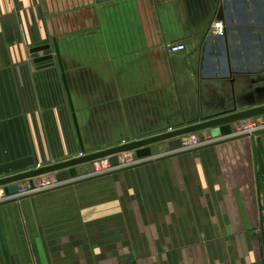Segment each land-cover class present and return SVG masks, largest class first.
I'll use <instances>...</instances> for the list:
<instances>
[{
	"label": "crops",
	"instance_id": "crops-1",
	"mask_svg": "<svg viewBox=\"0 0 264 264\" xmlns=\"http://www.w3.org/2000/svg\"><path fill=\"white\" fill-rule=\"evenodd\" d=\"M262 104L264 0H0V177ZM82 257L264 264V134L0 204V264Z\"/></svg>",
	"mask_w": 264,
	"mask_h": 264
},
{
	"label": "water",
	"instance_id": "water-1",
	"mask_svg": "<svg viewBox=\"0 0 264 264\" xmlns=\"http://www.w3.org/2000/svg\"><path fill=\"white\" fill-rule=\"evenodd\" d=\"M50 46H40L34 48L32 52H39L48 49ZM55 49L59 64L63 71V78L65 83H67L66 74L64 73V68L62 66V57L60 49L55 43ZM53 56H44L37 58L36 62H42L51 59ZM258 115H264V104L245 108V109H234L227 113H222L211 118L200 119V117H195L189 121L188 125L176 128L172 131L163 132L154 136L146 138H138L136 140L130 141L125 144L109 147L103 150H98L91 153H84L85 148L82 146V154L77 155L73 158L60 161L57 163H51L43 166H37L33 169L20 171L17 173L9 174L0 177V187L4 191V198L0 199V204L19 201L24 198L40 194L49 190L65 187L72 185L74 183L89 181L96 179L100 176L112 174L127 168L136 167L139 165L147 164L154 160L165 159L182 153H188L203 149L214 144H218L224 141L232 140L235 138L245 137V136H259L264 134V128L255 131L252 135L249 134H234L232 124L245 118L254 117ZM209 130L213 140L210 143L194 147V148H183L182 136L188 135L193 132H199ZM167 141L169 146V151L165 154L154 155L152 146L154 144ZM127 151H135L137 158L140 160L138 163L132 166L121 167L119 154ZM108 157L111 164L116 167L114 170L101 174L92 175L89 177H80L78 166L96 159H101ZM49 173H55L56 178L60 182L58 186L53 188L44 189L41 191L32 192L26 195H19V183L24 180H29L30 184L34 185V177L46 175Z\"/></svg>",
	"mask_w": 264,
	"mask_h": 264
},
{
	"label": "built area",
	"instance_id": "built-area-1",
	"mask_svg": "<svg viewBox=\"0 0 264 264\" xmlns=\"http://www.w3.org/2000/svg\"><path fill=\"white\" fill-rule=\"evenodd\" d=\"M211 31L214 34L222 35L225 32V23L223 20H215L211 24ZM167 49L171 53H178L186 50V44L184 42H178V43H168L166 45ZM235 128L233 127V133L234 134H249L252 135L255 131L264 128V116L261 117H251L249 119H246L243 122H235L234 123ZM236 130V131H235ZM206 131V130H205ZM205 139H201L198 136V132H193L188 135L182 136V144L183 148H194L198 147L207 143H210L213 138L210 135H205ZM126 154L124 157L119 155L120 158V166L126 167V166H132L136 163H138L140 160L138 158L132 159L131 158V151L122 152ZM129 154V155H127ZM126 157L130 158L126 161ZM116 167H114L109 158H101L95 163V172L94 175H101L107 172H110L114 170ZM47 175V174H46ZM40 184V185H39ZM38 185L34 182V185L32 186L30 184V181L28 185L26 186H20L19 183V195H26L30 194L32 192L41 191L44 189L53 188L55 186H58L60 182L56 177L51 176H44L41 179V182H39Z\"/></svg>",
	"mask_w": 264,
	"mask_h": 264
},
{
	"label": "rangeland",
	"instance_id": "rangeland-1",
	"mask_svg": "<svg viewBox=\"0 0 264 264\" xmlns=\"http://www.w3.org/2000/svg\"><path fill=\"white\" fill-rule=\"evenodd\" d=\"M261 116H264V115H258V116H254V117H261ZM249 118H251V117H249ZM249 118L241 119V120H239L237 122H240V121L243 122V121H245L246 119H249ZM192 119H194V118H192ZM232 127L235 128L234 123L232 124ZM172 130H174V129L173 128H170V129H162V128L158 127L157 130L153 131L149 136H146V137L154 136V135L161 134V133L167 132V131H172ZM201 132H203V131H199L198 132L199 138L205 139V137L203 135H200ZM146 137H140V138H146ZM130 141H133V140L125 139V140L121 141L120 144H117V145L125 144V143H128ZM117 145L116 144H109V145L108 144H106V145H104V144H93V145H88V146H85V152L84 153H91V152H95V151H98V150H103V149H106V148H109V147H113V146H117ZM152 148H153V151H154L153 153L156 154V155L165 154V153H167L169 151V146H168V143L167 142H160V143L154 144L152 146ZM131 152H132L131 153L132 154L131 155V158L132 159H136L137 156L135 154V151H131ZM78 155H80V154H78ZM119 155L122 156V157H124L126 154L120 153ZM127 155H129V154H127ZM105 158H107V157H105ZM129 159L130 158L126 157V161L129 160ZM98 160L99 159H96V160H93V161H90V162H87V163H84V164L79 165L78 166L79 176L80 177H89V176L94 175V172H95V163ZM31 169H33V168H31ZM44 176H51V177L54 176V177H56V174L55 173H49L47 175L37 176V177H34L33 181L36 183V185H38L39 182H41V179ZM28 183H29V180L21 181L20 182V186H25V185L27 186ZM101 189H103L105 192H107V196H109V200L111 199V197H114L115 196V191H114L115 190V187H114V185L110 181H106V184H104V185H96V187L94 188V190H97V191H100ZM2 198H4V193H3V189L0 187V199H2ZM139 243L140 242H138L136 244L138 245ZM117 244L118 243L115 241V243H112V246L111 247H115V246L117 247ZM143 244L144 243L142 242L141 243V247H143V248L146 247V244L144 246H143ZM116 247L114 249H116ZM120 248L122 249V247H120ZM80 259H81V264H85L84 263V257H82ZM95 259L96 258H94V261H95ZM110 259H112V260H110L108 263L109 264H113L115 262V258L110 257ZM94 261H93V264L98 263V262L95 263Z\"/></svg>",
	"mask_w": 264,
	"mask_h": 264
},
{
	"label": "bare ground",
	"instance_id": "bare-ground-1",
	"mask_svg": "<svg viewBox=\"0 0 264 264\" xmlns=\"http://www.w3.org/2000/svg\"><path fill=\"white\" fill-rule=\"evenodd\" d=\"M3 193H4V191H3Z\"/></svg>",
	"mask_w": 264,
	"mask_h": 264
}]
</instances>
